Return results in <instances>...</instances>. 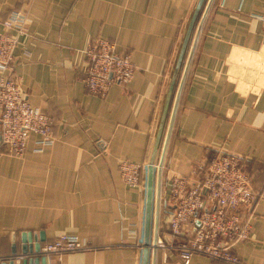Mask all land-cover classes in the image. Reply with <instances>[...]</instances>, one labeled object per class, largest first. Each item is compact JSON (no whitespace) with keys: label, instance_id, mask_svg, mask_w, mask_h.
Masks as SVG:
<instances>
[{"label":"crops","instance_id":"obj_1","mask_svg":"<svg viewBox=\"0 0 264 264\" xmlns=\"http://www.w3.org/2000/svg\"><path fill=\"white\" fill-rule=\"evenodd\" d=\"M197 3L0 0V31L14 13L28 19L14 77L31 104L54 120L52 145L39 150L36 136L20 157L0 150V264L12 258L15 264H143L147 181L129 186L121 164L148 166ZM97 38L115 42L137 68L106 97L84 84L86 49ZM193 43L161 174L165 247L151 251L150 264H185L169 248L171 185L176 176L199 180L197 168L219 153L243 158L257 195L247 215L250 237L235 252L247 264H264V0H212L190 58ZM64 234L78 237L85 249L62 262L37 252ZM188 264L226 263L194 255Z\"/></svg>","mask_w":264,"mask_h":264},{"label":"built area","instance_id":"obj_2","mask_svg":"<svg viewBox=\"0 0 264 264\" xmlns=\"http://www.w3.org/2000/svg\"><path fill=\"white\" fill-rule=\"evenodd\" d=\"M2 25L0 150L20 157L28 150L33 137H38L39 150L53 144L54 120L31 104L14 77L15 51L20 38L29 31L26 15L14 13ZM86 58L84 84L90 94L98 97H106L113 85H126L137 72L131 55L121 52L117 44L108 39L92 40L86 49ZM146 170V164L130 161L121 164L122 177L131 187L141 185ZM194 174L199 180L192 181V177L185 176L173 179L169 248L180 253L185 264L194 255L226 264H247L236 254L235 246L250 237L252 226L247 215L257 195L243 158L219 153L199 166ZM158 246L165 247V244L159 240ZM84 249L78 237L64 234L42 246L39 254L62 262L67 254Z\"/></svg>","mask_w":264,"mask_h":264},{"label":"water","instance_id":"obj_3","mask_svg":"<svg viewBox=\"0 0 264 264\" xmlns=\"http://www.w3.org/2000/svg\"><path fill=\"white\" fill-rule=\"evenodd\" d=\"M212 0H198L194 13L191 17L187 31L185 33L181 49L177 58V62L172 74V78L168 87L161 119L159 122L157 134L151 151L149 163L147 166V184H146V205H145V222H144V242H143V264H150V255L151 251H156L158 248L159 241V224H160V208L158 205L159 196H160V187H161V174L162 167L164 164V156L167 150V146L170 139L171 128L173 126V121L175 114L177 112L179 99L181 96V90L184 78L187 74L188 68H186L184 73V78L181 82V85L177 89L180 75L184 66L185 59L189 52V49L193 43L192 50L190 52V58L193 55L200 31L201 26L204 20V15H206ZM203 16V17H202ZM195 36V37H194ZM194 38V39H193ZM193 41V42H192ZM189 58V59H190ZM190 64V63H189ZM189 66V65H188ZM177 94L175 96V93ZM175 99V101H174ZM174 101V106H173ZM173 107V108H172ZM171 114V121L169 124V129L166 134L164 146V136L166 133V128ZM161 146H163V153L159 160V153L161 151ZM199 224V223H197ZM41 246L38 247L37 252L39 253ZM23 253L27 252L23 250ZM17 255V251H13V257ZM15 259L12 258L10 261L5 259L1 264H15Z\"/></svg>","mask_w":264,"mask_h":264},{"label":"rangeland","instance_id":"obj_4","mask_svg":"<svg viewBox=\"0 0 264 264\" xmlns=\"http://www.w3.org/2000/svg\"><path fill=\"white\" fill-rule=\"evenodd\" d=\"M146 181H147V171L145 172V176H144V182L146 184Z\"/></svg>","mask_w":264,"mask_h":264},{"label":"trees","instance_id":"obj_5","mask_svg":"<svg viewBox=\"0 0 264 264\" xmlns=\"http://www.w3.org/2000/svg\"><path fill=\"white\" fill-rule=\"evenodd\" d=\"M189 53V52H188ZM188 55V54H187ZM243 163L245 164V162L243 161ZM245 169H246V166H245Z\"/></svg>","mask_w":264,"mask_h":264}]
</instances>
